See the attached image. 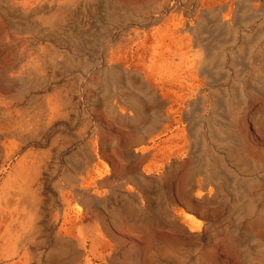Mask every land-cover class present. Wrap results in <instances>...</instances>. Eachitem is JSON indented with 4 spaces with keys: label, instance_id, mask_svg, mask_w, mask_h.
Returning a JSON list of instances; mask_svg holds the SVG:
<instances>
[{
    "label": "rangeland",
    "instance_id": "374dc122",
    "mask_svg": "<svg viewBox=\"0 0 264 264\" xmlns=\"http://www.w3.org/2000/svg\"><path fill=\"white\" fill-rule=\"evenodd\" d=\"M204 1L0 0V184L35 218L2 264H264V89L235 83L264 0Z\"/></svg>",
    "mask_w": 264,
    "mask_h": 264
},
{
    "label": "bare ground",
    "instance_id": "6f19581e",
    "mask_svg": "<svg viewBox=\"0 0 264 264\" xmlns=\"http://www.w3.org/2000/svg\"><path fill=\"white\" fill-rule=\"evenodd\" d=\"M175 1V0H174ZM177 1V0H176ZM208 0H206V2L204 1V3H207ZM214 0H212L211 2H213ZM221 1V0H220ZM223 1V0H222ZM226 1V0H225ZM228 1V0H227ZM226 1V2H227ZM224 2V1H223ZM175 3V2H174ZM210 3V1H209ZM172 4V3H171ZM203 4V2H202ZM211 4V3H210ZM170 5V4H169ZM206 5V4H204ZM202 7V6H201ZM205 7V6H204ZM207 7H208V4H207ZM68 9V8H67ZM167 9V8H166ZM71 11V10H70ZM198 13V12H197ZM160 14V13H159ZM47 15V13H46ZM12 16V15H10ZM155 16V15H154ZM227 18H229V16H227ZM171 19V18H170ZM174 19V17H173ZM183 19V18H182ZM181 19V21H183ZM62 20V19H61ZM166 20V19H165ZM5 21V20H4ZM170 21V20H169ZM48 22V20H47ZM172 22V21H171ZM170 22V23H171ZM48 23H51V24H54L55 21L54 20H50L49 19V22ZM165 23V22H163ZM169 23V24H170ZM175 23V22H174ZM192 23V22H191ZM211 23V22H210ZM56 24V23H55ZM149 24V23H148ZM176 24V23H175ZM59 25V23H58ZM178 25V24H176ZM175 25V26H176ZM56 26V25H55ZM77 26V25H76ZM170 26V25H169ZM174 26V25H172ZM165 27V26H164ZM179 27V26H177ZM156 28V27H155ZM168 28V27H167ZM175 28V27H174ZM203 28L207 29V31H209L210 33L213 32V29L210 27V25L206 24L203 26ZM170 29V28H169ZM176 29V28H175ZM165 30V29H164ZM171 30V29H170ZM170 30H167L170 32ZM190 30H192L190 28ZM137 32V31H136ZM158 34H160V31L157 30L156 31ZM162 32V31H161ZM167 32V33H169ZM176 32V31H175ZM57 33V31H56ZM134 34V33H133ZM149 34V33H148ZM150 34H153L152 32ZM156 34V33H155ZM154 34V35H155ZM170 34V33H169ZM169 34H166V35H169ZM163 35V34H162ZM164 36V35H163ZM150 37V36H149ZM155 37V36H154ZM157 38V37H156ZM163 38V37H162ZM173 39V38H172ZM186 39V38H185ZM186 41V40H185ZM149 42V41H148ZM151 42V41H150ZM153 42V41H152ZM151 42V44H152ZM159 42V40H158ZM135 44V43H134ZM139 44V43H138ZM184 44V43H183ZM186 45V44H185ZM184 45V46H185ZM134 46V45H133ZM132 47V46H131ZM149 47V46H148ZM136 48V47H135ZM141 49V48H140ZM156 49V48H155ZM151 51V49H149ZM147 50V51H149ZM213 49L211 48L210 50V53L212 54ZM136 52V51H135ZM139 52V51H138ZM137 52V54H138ZM141 52V51H140ZM144 52V51H143ZM111 53V51H110ZM152 53V52H150ZM136 54V53H135ZM155 54V53H154ZM104 55V54H103ZM121 55V54H120ZM152 55V54H150ZM158 55V54H156ZM161 55V54H160ZM159 55V56H160ZM2 56V55H0ZM108 56V55H107ZM134 56V55H133ZM143 56V55H142ZM110 57V56H108ZM113 57V56H112ZM116 57V56H115ZM119 58V57H118ZM144 58V57H142ZM147 58V57H145ZM111 60H114L112 58H110ZM121 59V58H120ZM139 59V58H138ZM155 59V58H154ZM159 59V58H158ZM157 59V60H158ZM161 59V58H160ZM116 60H117V57H116ZM119 60V59H118ZM129 60V58H128ZM127 60V61H128ZM136 60V59H135ZM140 60V59H139ZM133 61V60H131ZM138 61V60H136ZM148 60H146L147 62ZM194 61H195V65L196 67L199 68V66L201 67L200 70L203 71L204 73H208V68L210 67V64L208 63H204L203 60H201L200 56L197 55L196 57H194ZM129 62V61H128ZM142 62V61H141ZM154 63V62H153ZM157 64V63H156ZM134 65V64H133ZM150 65V64H149ZM159 65V64H158ZM124 66L126 67V64H124ZM152 66V65H151ZM157 66V65H156ZM132 67V66H131ZM130 67V68H131ZM141 66H139L137 69H140ZM154 67V66H153ZM188 67V66H187ZM133 68H136V67H133ZM128 69V68H127ZM155 69V68H154ZM153 69V71H154ZM189 69V68H188ZM115 70V69H114ZM142 70V69H140ZM139 70V71H140ZM151 70V69H150ZM144 71V69H143ZM146 71V70H145ZM144 71V72H145ZM115 71H113L114 73ZM122 72V71H121ZM141 72V71H140ZM147 72V71H146ZM192 72V71H191ZM188 73V72H187ZM147 74V73H145ZM195 74V73H194ZM103 75L105 76L106 73L104 72ZM144 75V74H143ZM189 75V74H188ZM191 75V74H190ZM189 75V77H191ZM150 76V75H149ZM152 76H154L152 74ZM187 76V74H186ZM194 77V76H192ZM148 78V77H147ZM152 78V77H151ZM191 79V78H190ZM193 79V78H192ZM152 80V79H151ZM149 79V82L151 81ZM197 80V78L195 79ZM171 81V80H170ZM192 81V80H191ZM169 82V81H168ZM199 82V81H198ZM151 83V82H150ZM162 83V82H161ZM192 83V82H191ZM197 83V82H196ZM166 84V82H165ZM172 84V83H171ZM32 85V84H31ZM156 85V84H155ZM161 85V84H160ZM152 86V85H151ZM163 87V86H162ZM157 88V87H156ZM161 88V87H160ZM184 88V87H183ZM189 91V93H187L186 95L184 96H180L178 93V96L179 98H187L189 96H194L197 94V89L196 88H192L190 85H187L186 87ZM190 89V90H189ZM157 90H160V89H157ZM165 91V90H164ZM181 91V90H180ZM164 94V92H163ZM185 94V93H184ZM160 95H161V92H160ZM166 95V93H165ZM146 96V93H143L142 96L140 97V95L136 96V95H132L131 99H129V101L135 105V106H139L141 104V99L145 98ZM162 96V95H161ZM164 97V96H162ZM171 97V96H170ZM165 98V97H164ZM174 100V99H173ZM172 101V99H171ZM181 102V101H180ZM5 103V99L4 98H0V106H3ZM173 107V106H172ZM168 110V109H166ZM122 113L124 112L123 109L120 110ZM177 112V111H176ZM168 113V112H167ZM6 115H9L8 113H6ZM174 115V114H173ZM167 117V116H166ZM176 117V116H175ZM155 120L159 123L161 122L163 119L162 117H154ZM173 119V118H172ZM191 119V118H190ZM164 126V125H163ZM166 127V126H164ZM168 129V127H167ZM145 131H149L151 130L150 128H145L143 129ZM164 135V134H163ZM156 138V137H155ZM21 149H19L18 151H15V152H11L9 155H8V162H10L15 156L18 155V153L20 152ZM167 151V150H166ZM136 152V151H135ZM8 153V152H7ZM24 164V163H23ZM26 164H29L25 162V166L23 167H27ZM11 166V165H10ZM162 166H158L156 167V169L159 171V169H161ZM26 169V168H24ZM105 170V169H104ZM107 170V168H106ZM7 171V166L3 167L2 169H0V177L1 175L5 174V172ZM24 172H26L24 170ZM95 172V171H94ZM107 173V172H106ZM22 174H23V169L22 170H17V167L12 170L7 178L4 180V182L2 184H0V264L2 263H9L10 261L14 260L17 256L20 255V247L25 244V242L28 244V242H30L32 239H33V228H34V224H35V218H34V213L32 212V200L29 198L28 195H26L25 193H23L20 188V186L18 185L19 183V180L20 178H22ZM200 178V177H199ZM237 177L235 176L234 179H236ZM201 182V181H199ZM199 195L202 194V193H198ZM74 203V202H73ZM73 205V204H72ZM79 205V204H78ZM72 207V206H71ZM76 208V207H75ZM78 211V210H77ZM80 212V211H79ZM82 213V211H81ZM68 214V213H67ZM85 214V213H84ZM82 213V215L80 214V217L84 215ZM69 215V214H68ZM79 215V214H78ZM70 216H68L69 218ZM180 217V216H179ZM181 217H183L186 221H187V226L189 227L190 231L191 232H197V229L195 227V220L194 218H192L191 216H188L186 214H182ZM79 219V218H78ZM66 220V219H65ZM68 220V219H67ZM70 220V218H69ZM73 221V220H71ZM184 221V220H183ZM65 223V222H64ZM63 223V224H64ZM67 223H69L67 221ZM185 223V222H184ZM197 223V222H196ZM70 224H72L70 222ZM185 224V225H186ZM74 226V224H73ZM71 226V227H73ZM70 227V226H68ZM66 227V230L67 228ZM200 227V226H199ZM75 228V227H74ZM81 228V227H80ZM69 229V228H68ZM70 230V229H69ZM73 230V229H72ZM200 230V229H199ZM68 231V230H67ZM74 231V234H75V230ZM82 231V230H81ZM66 232V231H65ZM71 232V230L69 231V233ZM67 232V235L69 234ZM72 234V232H71ZM71 234L70 237H71ZM74 234L72 236H74ZM81 234V233H80ZM76 235V234H75ZM77 236V235H76ZM75 236V237H76ZM77 239V238H76ZM81 242V241H80ZM83 243V242H81ZM70 251V250H69Z\"/></svg>",
    "mask_w": 264,
    "mask_h": 264
},
{
    "label": "crops",
    "instance_id": "0c3cea01",
    "mask_svg": "<svg viewBox=\"0 0 264 264\" xmlns=\"http://www.w3.org/2000/svg\"><path fill=\"white\" fill-rule=\"evenodd\" d=\"M264 32V28L262 29ZM247 43H250V40H247ZM241 55L237 56L235 60L242 59L245 60V58H240ZM264 61V60H262ZM238 64V61L236 62ZM258 63V62H257ZM256 63V64H257ZM248 64L250 66H254L255 64V59L249 58L248 59ZM259 68L256 70H244L243 68L236 69L235 71V76H236V84H241L242 87L244 85L249 84L250 86H258L262 89H264V62H261L259 65Z\"/></svg>",
    "mask_w": 264,
    "mask_h": 264
}]
</instances>
